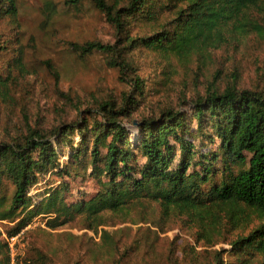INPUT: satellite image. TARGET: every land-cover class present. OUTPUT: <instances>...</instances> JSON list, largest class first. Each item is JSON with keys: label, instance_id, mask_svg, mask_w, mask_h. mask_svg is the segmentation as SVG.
<instances>
[{"label": "rangeland", "instance_id": "1", "mask_svg": "<svg viewBox=\"0 0 264 264\" xmlns=\"http://www.w3.org/2000/svg\"><path fill=\"white\" fill-rule=\"evenodd\" d=\"M67 1L18 0V16L0 20V143L13 142L27 130L26 124L49 133L84 117L92 123L94 117L86 112L104 101L121 105L134 75L145 84L143 94L135 96L139 106L125 121L132 133L138 120L158 117L167 109L192 115L190 103L204 95L213 81L220 90L237 82L239 89L264 93V36L259 32L239 34L229 26L217 46L182 57L138 44L122 50L127 45L125 36L118 38L93 3L68 5ZM172 19V14L165 13L154 24L131 26L127 36L148 37L164 27L173 32ZM246 19L264 30L263 6L252 8ZM87 42L117 46L134 73L122 80L107 53L82 56L72 48ZM97 118L100 122L101 116ZM71 139L77 146L82 138L75 132ZM206 147L215 149L216 144ZM69 153L70 148H65L60 162L62 166L69 163L71 176L40 177L30 193L33 204L61 185L67 187L64 203L68 207L100 193L102 184L92 174L89 159L83 165L70 164ZM12 193L11 185L0 186V196L9 199ZM242 209L232 222L237 207H231L229 214L227 207H213L199 217L166 211L147 199L133 200L96 217L85 211L41 214L14 238L9 233L15 223L0 220V264H6L7 255L15 259L11 264L256 263L261 258L255 251L246 256L233 250L232 243L249 235L262 220ZM210 212L220 219L209 216Z\"/></svg>", "mask_w": 264, "mask_h": 264}, {"label": "trees", "instance_id": "2", "mask_svg": "<svg viewBox=\"0 0 264 264\" xmlns=\"http://www.w3.org/2000/svg\"><path fill=\"white\" fill-rule=\"evenodd\" d=\"M83 1L93 3L105 15L118 38L125 36L127 45L122 50L138 44L187 56L217 46L229 26L239 34L254 30L264 36L259 25L246 19L252 8H264V0H68L66 4ZM18 12V0H0V20L15 19ZM165 13L173 16V32L164 27L148 37L127 36L131 26L154 24ZM72 48L82 56L107 53L110 66L119 70L122 80L132 72L117 46L87 42L72 44ZM131 80V91L123 95L121 105L104 101L86 112L94 117L92 123L84 117L49 133L26 124L27 130L13 142L0 143V186L13 187L9 199L0 196V220L15 223L9 237H16L41 214L85 211L96 217L133 200L147 199L166 211L199 217L213 207H227L228 214L231 207H237L232 222L243 207L262 220L249 235L232 243L233 250L246 256L255 251L261 260L245 264H264V93L239 89L237 82L220 90L213 81L204 95L190 103L192 115L167 109L158 117L138 120L132 133L125 121L139 106L135 96L143 94L145 83L137 75ZM62 96L71 102L68 95ZM75 132L82 138L77 146L71 139ZM215 144V149L206 147ZM65 148H70V164L83 165L89 159L92 174L102 184L100 193L68 207L64 203L67 187L61 185L33 204L30 193L40 177L49 173L71 176L69 163L62 166L60 162ZM212 217L220 219L215 213ZM11 261L15 259L7 255L6 264Z\"/></svg>", "mask_w": 264, "mask_h": 264}]
</instances>
